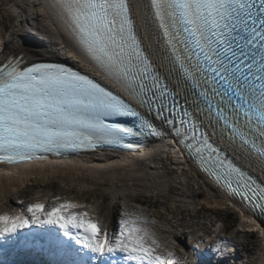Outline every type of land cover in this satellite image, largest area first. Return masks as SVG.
<instances>
[{"label":"snow or ice","instance_id":"6c2138e0","mask_svg":"<svg viewBox=\"0 0 264 264\" xmlns=\"http://www.w3.org/2000/svg\"><path fill=\"white\" fill-rule=\"evenodd\" d=\"M67 45L117 94L62 63L12 55L0 62V162L31 163L48 154L135 145L170 127L181 153L209 179L264 216V0H50ZM83 205L0 214V240L30 225H55L93 264H173L158 254L147 220H119L114 236ZM239 211V209H237ZM243 215V213H242ZM249 224H256L249 219ZM259 226V225H257ZM251 231V229H249ZM216 264H227L217 244Z\"/></svg>","mask_w":264,"mask_h":264},{"label":"bare ground","instance_id":"6f19581e","mask_svg":"<svg viewBox=\"0 0 264 264\" xmlns=\"http://www.w3.org/2000/svg\"><path fill=\"white\" fill-rule=\"evenodd\" d=\"M49 3L50 0H3V5L5 7H7L8 5H12L16 12L14 16L15 25L11 27L12 29L9 33V36L7 37V40H3L1 34L2 31L0 32V40H2V46L4 48V51H2L0 54V61H3L5 57L16 55L22 56L25 64H29L39 60H70L74 63L79 60L81 63L87 64L78 56V54L73 49H71L67 45L61 47L64 27L61 20L56 16V14L52 10L47 8V5ZM139 4V10L146 14L148 12L146 0H139ZM33 30L35 32H33ZM33 34H36V36H33ZM165 146H167V144H165ZM163 150L167 149L165 148ZM161 152L162 147L156 146L151 147L141 154H135L129 157H121L113 153L92 154L86 156L78 163L76 161L69 162L67 164L56 163L50 165L49 168L40 170L39 172L34 171L23 173L20 170H9L11 172H7L4 176L2 174L4 171L0 170V214L15 215L19 213L27 217L24 203L21 204L17 201H14V199L11 198V195H13V191L16 190V193H20L21 190L25 189V187H27L28 185L37 184L39 183V181L48 183L52 180H59L63 183H66L69 187L74 186L75 188L80 189L95 187V185L97 184L98 186L104 187V184L106 183L110 184V189H116V182H140L144 183V187H156L155 189L162 190L164 189V187L169 188L167 185V177L164 174H161L164 170L163 167L160 169V166L163 164L159 157ZM171 157L174 158V160L178 164L177 166H179L174 167L177 173H180L179 171L181 169L186 170H182L179 176L177 175L178 177H181L183 179L191 178L195 185H202V189L204 188L203 201L207 205V207H213L218 210H230L229 206L231 204L223 198V195H221V193L218 191L211 180L201 175L198 172L197 168L193 169L191 167V164L186 165L183 160L181 163V160H179L178 156L172 154ZM170 166H172V164H170ZM251 172L264 181V176L261 175L259 170ZM173 182H175L176 184L181 183V181H178L177 177L173 180ZM187 182L188 181H186L185 183ZM130 188L131 187L129 186V189ZM66 189L69 190L68 187H66L65 190ZM68 194L71 195L72 193L68 192ZM68 194L64 191L63 195H65V198L63 200L61 199L60 203L69 201L83 205L82 208L77 209L76 211L93 210V207L90 206L91 203L89 205H86L85 203H83L82 198H78L74 194L73 196H68ZM35 200L28 201L29 205L34 203H42L44 204L46 209H51L49 205H46V198L39 199L38 201ZM4 201L9 202V205L7 204L8 207L2 209V206H5L6 204V202ZM126 207L127 205L122 210V212L127 215L126 218H128L132 214H138V209H132L131 207L127 209ZM249 219L252 218L248 215H244L241 220V225L246 227L253 226L255 228L260 227V224L257 221L256 224H249ZM153 223H155L154 220ZM155 224V227L158 229L157 232H159L161 237L165 240L164 242L166 244H172L174 242H176V244H179L182 237L185 236L184 233H176V231L174 234H172L171 232L166 230L164 226L158 225L157 222ZM220 227L215 230L213 236H203L205 239H203V237L201 236L203 233L200 235L193 232L187 234L188 243H181V246H183L181 247V249L185 251L187 255H192V261L187 264H211L213 262V254L210 251L211 249L207 248L206 246L208 243L209 245L214 244V247H216L217 244H221L223 247H226L227 264H238V259L240 260L242 258L239 257L238 252L243 250H240V247H238V245L236 244L235 238H237L239 235L234 234L236 233L235 231L233 232L232 237L228 238L223 233V230ZM151 229L152 227H150V230ZM115 232L116 231H114L112 235H114ZM29 234L35 233L29 232ZM154 235L156 236V232ZM258 240L260 241V264H264L263 227L262 235L258 236ZM68 241L71 242V239ZM189 245L191 248L190 252H188ZM194 250L197 251V254L199 252L198 258H196V260L193 256V253L195 252ZM89 256L87 255V257ZM29 257L31 256L29 255ZM117 257H115L114 259H117ZM90 258H92V255ZM31 259L34 264H40V261H37L33 258ZM220 259H222V257H220L219 260ZM46 262L45 264H50V262ZM117 264L123 263L119 261Z\"/></svg>","mask_w":264,"mask_h":264},{"label":"rangeland","instance_id":"374dc122","mask_svg":"<svg viewBox=\"0 0 264 264\" xmlns=\"http://www.w3.org/2000/svg\"><path fill=\"white\" fill-rule=\"evenodd\" d=\"M13 25H15L14 17L10 15L8 11V6L5 7L3 5V0H0V32L2 31L1 34L3 40H7V37L9 36V33L11 32L12 29L11 27ZM165 164L168 167V169L166 170L164 169L163 172L161 173L160 171V173L164 174L167 177V181H168L167 185L169 188L164 187V189L162 190V189H155L156 187H151V188L144 187L143 186L144 183H140V182H133V183L116 182L115 183L116 189H110L109 183L104 184L105 185L104 187L98 186L97 184L95 185V187H88L85 189L79 188L80 191H84L88 193H83L81 196H78L81 194L78 191L79 192L78 195L75 196L78 198H82V200H88L91 202L94 201L95 203L93 204L94 206H96L97 203L101 202L103 198V202H101L102 204L101 207L105 209V212L102 214V216L105 215L106 212L107 214L110 212L109 207L111 206V204L120 205L121 208H124L127 205L126 207L127 209L131 207L132 209H138V210H145V208L144 206L143 207L138 206L135 203L136 201L138 203H144V205L156 206L154 213L157 216V220H158L156 221L157 224L164 226L166 230H170V232L172 233H175V231L176 233L177 232L184 233L185 236L182 237L181 239L182 243L185 242L188 243L187 234L190 232L197 233L199 235L203 233L201 236L205 237L215 232L214 230L215 225H217V227L221 226V227H225L227 230H230L234 226V224L237 223V216L236 214L232 213L231 210L229 211L228 209L227 210L221 209L220 211L218 210V211L208 212L210 210L203 201L204 188L203 189L200 188L202 185L201 184L199 186L195 185L191 180V178L183 179L181 177H178L179 176L178 173H175L173 171L175 170L173 166H170V163L168 162H166ZM162 165H164V163ZM176 177L178 181H181L180 184H176L175 182H173V180ZM186 181L188 182L185 183ZM48 183L53 184L54 188L55 187L58 188L57 191L58 190L61 192L65 191V193L70 192L69 190H71L72 187H74V186L69 187L66 185V183H63L59 180H54V181L52 180L51 182ZM50 186L51 185H49V188ZM129 186L131 187L130 189ZM66 187H68L69 190L67 189L65 190ZM31 192H32L31 187L27 186L25 187V189L21 190L20 193H17L18 195L16 194L11 195V198L14 199V201L23 204L22 203L23 201L25 203L26 201L31 200L32 198ZM24 195H27L26 197L28 199L25 198L23 199ZM91 202H89V204ZM7 204L9 205V202H6L5 206ZM8 205L6 207L2 206V209L7 208ZM201 206L202 209L198 211L199 207ZM24 207L26 208L25 204ZM179 219L181 221H179ZM249 227L250 229L255 228L253 226H249ZM226 237L231 238L232 232L227 234ZM183 239H185V242L183 241ZM235 240L238 247H240L239 246L240 243L243 249L238 252L239 257H242L240 260L238 259L237 261L238 264H260L261 254L259 251L260 241L258 240V237L254 235L252 236L239 235L237 238H235ZM177 245H182V244H177ZM188 248L190 249V245L188 246Z\"/></svg>","mask_w":264,"mask_h":264}]
</instances>
